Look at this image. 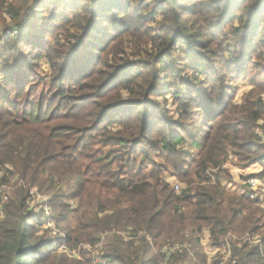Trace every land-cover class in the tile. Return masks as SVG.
<instances>
[{
	"label": "trees",
	"instance_id": "trees-1",
	"mask_svg": "<svg viewBox=\"0 0 264 264\" xmlns=\"http://www.w3.org/2000/svg\"><path fill=\"white\" fill-rule=\"evenodd\" d=\"M89 1L80 6L52 0L59 12L36 24L52 41L57 25L71 24L80 31L78 48L66 41L53 56V42L43 36L27 42L20 32L13 38L34 46L35 58L46 55L50 72L62 73L71 59L69 77L61 78L68 84L51 82L55 94L36 98L38 86L28 80L33 65L6 67L0 54V91L13 88L15 96L0 92V170L6 172L0 184L10 187L8 178L15 175L20 181L0 207V264H205L204 230L212 246L223 240L229 245L235 264H264L256 246L226 238L264 231L262 201L229 190L220 176L230 155L245 154L243 161L264 166V124H257L264 123V101L246 95L242 117L224 126L219 122L225 100L213 92L220 86L231 90L232 77L247 79L251 64L256 72L250 80L264 78V0ZM157 18L161 24L153 34L145 25L159 23ZM16 19L19 25L21 17ZM138 34L142 40L132 43ZM148 44L153 52L146 60H120L113 72L99 75L98 85L90 83L97 54L101 60L103 52L120 47L142 55ZM213 46L221 59L212 58ZM136 63L142 68L135 66L106 88L118 71ZM217 75L223 78L210 86ZM162 83L173 94L176 118L159 116L165 111L152 100L162 94L156 90ZM123 90L130 96L126 101L118 96ZM57 108L64 112L56 114ZM168 170L186 187L175 190L165 179ZM30 188L49 196L63 236L39 229V216L27 209ZM85 242L101 244L99 261L86 250H77V257L69 253ZM61 243L66 249L59 251ZM178 244L170 254L162 250Z\"/></svg>",
	"mask_w": 264,
	"mask_h": 264
},
{
	"label": "rangeland",
	"instance_id": "rangeland-1",
	"mask_svg": "<svg viewBox=\"0 0 264 264\" xmlns=\"http://www.w3.org/2000/svg\"><path fill=\"white\" fill-rule=\"evenodd\" d=\"M52 0H0V54L4 53L3 60H7V63L3 64L4 66L8 67V64L11 65H16L17 63L22 64L29 67L28 64L33 65L29 79L32 81V84L35 86H38L35 88V94L36 98L41 97V99H44L50 92L54 93L51 87V82L57 86H61L60 84L67 85V81H61V78L64 77H69L70 71L67 72L66 68L69 67V63H71L70 58L68 57L67 54L65 56L66 58V68L61 69L60 74H57V72H50L49 71V61L47 60L46 55L44 57L37 59L35 58V54H37L36 49L33 48L34 46H28V45H18L13 41V38L17 37V34L20 32H23V36L25 37V41L27 42H35L37 41L40 36H43L44 41L48 42L51 40L52 43V49L50 50V54H53V56H56L59 51L62 50L63 48V43L66 41L70 42V44L74 45V47L78 48L79 46L77 45L76 42V35L80 34V31L76 29L75 27H72L71 24L65 25V27H62L63 25H57V28L55 30V33H59L56 36V39L52 41L53 38H50L49 36V31H41L37 32V26L36 24H41L42 21L46 22L48 20V17L50 14L54 12H59V8L54 7V5L51 3ZM54 1V0H53ZM67 2V4L73 5V4H78L80 6L90 4L89 0H64ZM140 1H147V0H140ZM150 2L149 4H152V1H147ZM40 3V4H39ZM39 4L38 8H35ZM14 19L12 16H15ZM69 18L70 15H68ZM17 17H21L20 24H22L21 27L19 25H15L14 22L18 19ZM72 23L75 22L74 19H72ZM159 23H150L145 26H148L150 28L149 31H152L153 34H157L159 31V25L161 24L160 18H157V21ZM35 24V25H34ZM28 25L30 26L29 29L26 31L24 30V27ZM237 25V24H235ZM224 26V23H223ZM50 30V29H49ZM148 31V32H149ZM53 32V31H52ZM4 36H10L8 39H5L6 37ZM73 36V37H72ZM7 40V41H5ZM124 40V39H123ZM142 37L141 34H138L134 39L132 40V43L136 41H141ZM220 40V39H219ZM129 44L128 41H125L124 43L122 42V46L126 47ZM152 47V44H148L146 46H143L141 49L143 54L142 55H130L133 54L132 49H124L125 53H122L124 50H122L120 47L116 48H111L107 52H103L101 55V60L98 57V54L96 55V60L93 62L92 61V66L94 68L95 73L91 72L88 74L91 76L93 81L90 83H94V85H98L100 80H99V75L107 69L108 74L113 72L115 67L119 66L118 62L120 60L127 59L130 61L129 63L134 64L136 60L141 59V60H146L148 57L146 54H150L153 52V49H150ZM76 48H73V52L76 51ZM86 47H83L84 49ZM82 49H78L77 51H81ZM122 50V52H119ZM212 50H214L216 53L212 58H216L219 60L220 55H219V48L217 46H213ZM43 52V51H42ZM88 52V51H87ZM83 54V55H82ZM81 56H84V59L88 57V53H86L85 50H83V53ZM69 55V54H68ZM77 55V54H76ZM126 55V56H124ZM223 56H225L228 60H230V56L227 55V52L223 53ZM127 57V58H126ZM221 59V58H220ZM134 61V62H133ZM104 62V64L102 63ZM251 63V62H250ZM21 66V65H19ZM125 66V65H124ZM135 66H140L137 65H130L129 67H122L124 69L118 71L119 73L115 75V77L107 84L106 88H109L113 84H115L120 78H125V75L129 73L130 70H132ZM2 67L0 66V69ZM5 68V67H4ZM142 68V67H141ZM98 70V71H96ZM188 70V75L191 76L192 78H195L193 76V73ZM214 68L211 69V72H213ZM255 68L252 67V64L248 67V71L251 72H256L254 71ZM187 71H184L182 75L186 76ZM249 74V77H250ZM2 73L0 72V84H2ZM244 79V78H237V77H232L229 80H231V84L233 88L231 90L229 88H224V86H220V88H215L213 92L217 95V99L219 100L220 98L222 100H225V108L223 112V117L220 120L219 124L222 125H227L233 122L234 120H238L241 118V105L245 103L244 99L245 96L248 95L255 101L257 98H261L264 101V78L260 74H256L255 80L251 81L250 78ZM218 78H223L220 77V75H217L210 79L209 85L211 86L214 83V80L219 82ZM88 80V79H87ZM86 82V81H85ZM139 84V83H138ZM104 87V86H103ZM135 88H139V85H136ZM117 89H113L110 93L115 97ZM156 90L158 92H161L162 94H158L154 97H152V100L155 102H158L159 105H161V108L165 111V114L160 111L159 116H163L164 118H176L175 112H176V105H175V100L173 99L172 95L169 94L166 90L167 87L164 86V84H160ZM1 93H4L7 97L11 96L12 98H15L14 90L13 88H5L0 91ZM93 92V91H92ZM167 92V93H166ZM120 99L122 101H126L130 98L128 95L127 91H120L119 95ZM54 107V106H51ZM232 107V108H231ZM230 109V110H229ZM113 109L108 111L106 113V116L111 113ZM64 110L57 108L56 109V114H62ZM47 113V111H46ZM65 116V115H64ZM167 116V117H166ZM59 123L57 124H62L64 121H58ZM187 125H193V123H189V121H186ZM258 125H263V120H259L257 122ZM261 133V131H259ZM264 133H261L260 135L263 136ZM245 154L243 157L240 159L239 156L235 155H230L229 159L227 162L223 164L224 169L227 171L226 174L221 173L220 176L224 178V186L228 188L229 190H234L237 192H243L245 190V187L248 185H245L244 181L246 179H256V185L254 186V198H259L262 201V206H264V166L260 163L259 160H254V162L248 163L246 161H243L245 158ZM154 158V157H153ZM156 163L162 162L161 159L154 158ZM6 172H2L0 170V176L5 174ZM165 173V172H164ZM165 179L172 184V186L177 185L179 191L180 189L186 187L185 184L179 181V178L176 177H171L170 171H166L165 173ZM10 183V187H5L0 184V207L4 202L7 201L8 198H11L13 195L15 189L17 190L18 188H15L16 185L20 184L19 179L17 180V176H11L8 178ZM174 188V187H173ZM30 189H35L38 194L41 195V197H34L29 196L26 199L27 202V209L34 214H36V217L39 218V221L42 222V225H40L41 230L47 229L48 231H51L49 234L52 237H58L63 236L61 234L60 228L56 226L57 224L54 222L53 216L56 215V212L52 210V207L50 205L49 201V196L39 192L36 188H30ZM29 189V190H30ZM175 189V188H174ZM246 192V191H245ZM243 192V193H245ZM29 193V192H28ZM250 198V197H249ZM251 198V199H254ZM75 202L73 199L69 200V205L75 206ZM264 231L261 230L260 233H257L256 237H260ZM256 235V233H252V236ZM230 237L233 241L237 242H244L247 240L248 244L250 246H254L252 243L254 238L248 239L246 234H243L241 236H236L235 234L230 233L229 235L226 236ZM201 239V246L202 249L201 251L205 254L206 256V263L205 264H221L224 263V250H227L229 245H224V240L223 242H220L217 245H211V240L209 238L208 232L206 230L203 231ZM226 242V241H225ZM101 244H90V243H81L78 245V250L80 251H88L91 253V257L93 258L97 257L98 261L100 260V254H101ZM179 247V244L176 246H172L168 248V246H165L162 248L164 252H168L167 254H170V252L176 251ZM64 246L59 245L58 250H64ZM161 250V251H162ZM259 253V252H258ZM264 253V252H263ZM259 258L260 262L264 263V257L263 254L259 253ZM181 264H186V263H181Z\"/></svg>",
	"mask_w": 264,
	"mask_h": 264
},
{
	"label": "built area",
	"instance_id": "built-area-1",
	"mask_svg": "<svg viewBox=\"0 0 264 264\" xmlns=\"http://www.w3.org/2000/svg\"><path fill=\"white\" fill-rule=\"evenodd\" d=\"M255 180L256 179H246L244 181L245 185H248V186L245 187V190L243 192L246 191L245 193H247L250 198H254V186L256 185ZM173 187L175 188V190L178 189L177 185H174ZM28 192H29V196H31V194H33L32 195L33 197H34V195L38 198L41 197V195L38 194L35 189H33V190L30 189ZM246 236L248 237V239H250L251 237L254 238L252 243L254 244V246H256L259 253L261 251V253L263 254V257H264V253H263L264 252V240L261 237H256L257 235L252 236V235L246 234ZM60 245L64 246L62 243ZM65 249H66V247L64 248V250ZM77 250L78 249L69 251V253H72L73 256L77 257L78 251H80V249L78 251ZM94 259L98 260L97 257H95ZM235 263H236V257L231 256V250L229 248L227 250H224V263H221V264H235Z\"/></svg>",
	"mask_w": 264,
	"mask_h": 264
}]
</instances>
